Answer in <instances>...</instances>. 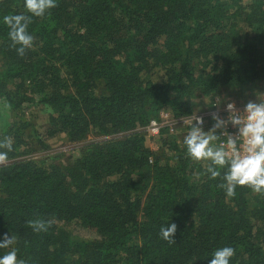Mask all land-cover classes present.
I'll use <instances>...</instances> for the list:
<instances>
[{
  "label": "trees",
  "instance_id": "obj_1",
  "mask_svg": "<svg viewBox=\"0 0 264 264\" xmlns=\"http://www.w3.org/2000/svg\"><path fill=\"white\" fill-rule=\"evenodd\" d=\"M21 12L23 0H0V17ZM7 31L0 22V139L12 140L0 237H15L18 259L209 264L231 246L230 264H264V194L239 186L226 198L221 177L186 156V127L144 132L162 111L260 97L264 0H57L33 17L23 56ZM60 136L81 142L76 153H51ZM30 220L49 226L36 232ZM169 222L173 243L158 235Z\"/></svg>",
  "mask_w": 264,
  "mask_h": 264
},
{
  "label": "clouds",
  "instance_id": "obj_2",
  "mask_svg": "<svg viewBox=\"0 0 264 264\" xmlns=\"http://www.w3.org/2000/svg\"><path fill=\"white\" fill-rule=\"evenodd\" d=\"M56 5L57 0H23L25 12L0 17L18 55L23 56L25 50L33 46L34 37L28 31L33 17H43ZM223 107L226 116L212 113V123L207 129L204 117L196 112L182 120L187 129L182 139L185 154L193 161L204 162L210 179L221 177L222 182L217 187L224 191L226 198L233 197L239 186L264 194V99L249 100L242 109L237 108L235 102H226ZM229 126L235 131H228ZM10 151L11 138L0 139V164L8 160ZM27 223L36 232L46 231L49 226V222L43 220ZM176 229L174 222L163 223L158 235L173 243ZM14 243L13 235L9 237L5 233L0 237V249H9L0 255V264H28L26 260L18 259L17 249L12 247ZM234 251L231 246L215 249L210 254L209 264H230Z\"/></svg>",
  "mask_w": 264,
  "mask_h": 264
},
{
  "label": "built area",
  "instance_id": "obj_3",
  "mask_svg": "<svg viewBox=\"0 0 264 264\" xmlns=\"http://www.w3.org/2000/svg\"><path fill=\"white\" fill-rule=\"evenodd\" d=\"M260 99H264V92L260 95ZM210 106L208 108H203L200 111H196L198 115H201L205 119V124L212 123L210 116L212 113H219L221 116H226V112L224 111V104L226 102H235L237 108L242 109L243 105L247 102H238L233 99H223L221 97H215L212 101H210ZM184 119H187V116L185 117H174L170 112L168 111H162L159 114L158 118H153L149 121V123L145 126L144 132L148 136H156L160 133V131L163 128H168L170 131H176L177 128H185L183 125ZM228 131L234 132L235 129L231 128L229 126Z\"/></svg>",
  "mask_w": 264,
  "mask_h": 264
},
{
  "label": "rangeland",
  "instance_id": "obj_4",
  "mask_svg": "<svg viewBox=\"0 0 264 264\" xmlns=\"http://www.w3.org/2000/svg\"><path fill=\"white\" fill-rule=\"evenodd\" d=\"M42 115H43L42 113H39V117H42ZM149 144L150 146L155 147V143H153V141H150V139H149ZM80 146H81V142L71 143V142L66 141L63 138V136L55 137L50 140L51 153H61L62 152L65 155H69V153H72V152L76 153V150L79 149ZM72 228H73V232L80 236H87L90 233L89 231L82 229V228L80 229L76 227H72Z\"/></svg>",
  "mask_w": 264,
  "mask_h": 264
}]
</instances>
